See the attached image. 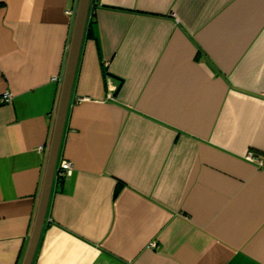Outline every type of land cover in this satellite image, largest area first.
<instances>
[{"label": "crops", "instance_id": "crops-1", "mask_svg": "<svg viewBox=\"0 0 264 264\" xmlns=\"http://www.w3.org/2000/svg\"><path fill=\"white\" fill-rule=\"evenodd\" d=\"M77 5L0 0V264L33 230ZM62 159L31 264H264V0H90Z\"/></svg>", "mask_w": 264, "mask_h": 264}, {"label": "water", "instance_id": "water-1", "mask_svg": "<svg viewBox=\"0 0 264 264\" xmlns=\"http://www.w3.org/2000/svg\"><path fill=\"white\" fill-rule=\"evenodd\" d=\"M90 0H78L74 16L71 39L69 43L65 70L61 82V89L58 99L57 112L51 138L44 179L41 188V195L38 204L37 214L29 243L22 261V264H31L40 234L45 220L47 201L53 180L55 164L62 136L66 111L69 105L71 87L79 55L80 45L86 25L87 13Z\"/></svg>", "mask_w": 264, "mask_h": 264}, {"label": "built area", "instance_id": "built-area-1", "mask_svg": "<svg viewBox=\"0 0 264 264\" xmlns=\"http://www.w3.org/2000/svg\"><path fill=\"white\" fill-rule=\"evenodd\" d=\"M70 10H67V13L70 14ZM53 80H57L58 78L56 76L52 77ZM11 98V94L9 92H5L3 96L0 97V102L8 101ZM249 158H252V156L249 154ZM73 166L72 163L67 159H62L58 166L55 168V176L58 179L65 178L66 176L70 175L72 173Z\"/></svg>", "mask_w": 264, "mask_h": 264}]
</instances>
